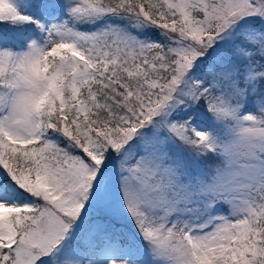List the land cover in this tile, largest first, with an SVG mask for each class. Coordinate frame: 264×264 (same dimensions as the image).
<instances>
[{"label": "snow or ice", "instance_id": "6c2138e0", "mask_svg": "<svg viewBox=\"0 0 264 264\" xmlns=\"http://www.w3.org/2000/svg\"><path fill=\"white\" fill-rule=\"evenodd\" d=\"M0 264H264V0H0Z\"/></svg>", "mask_w": 264, "mask_h": 264}]
</instances>
